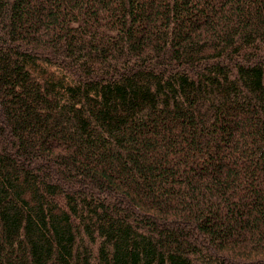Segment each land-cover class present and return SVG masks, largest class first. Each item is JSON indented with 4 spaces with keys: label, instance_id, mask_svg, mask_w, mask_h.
<instances>
[{
    "label": "trees",
    "instance_id": "obj_1",
    "mask_svg": "<svg viewBox=\"0 0 264 264\" xmlns=\"http://www.w3.org/2000/svg\"><path fill=\"white\" fill-rule=\"evenodd\" d=\"M0 264H264V0H0Z\"/></svg>",
    "mask_w": 264,
    "mask_h": 264
}]
</instances>
